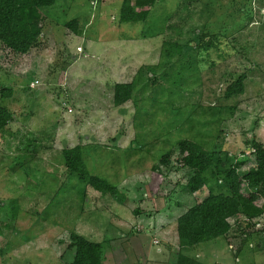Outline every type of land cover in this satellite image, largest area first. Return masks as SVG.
I'll use <instances>...</instances> for the list:
<instances>
[{
  "label": "rangeland",
  "instance_id": "rangeland-1",
  "mask_svg": "<svg viewBox=\"0 0 264 264\" xmlns=\"http://www.w3.org/2000/svg\"><path fill=\"white\" fill-rule=\"evenodd\" d=\"M120 5L53 0L27 53L0 45V106L12 115L0 130V264H70L72 234L100 244L102 264H172L176 253L264 264V213L192 247L178 249L175 233L186 209L227 193L224 169L243 160L244 175L264 147V0H156L128 23ZM73 20L79 36L64 26ZM236 80L241 93L229 94ZM116 83L132 86L118 106ZM182 140L214 159L192 194ZM75 146L119 200L65 168L61 152Z\"/></svg>",
  "mask_w": 264,
  "mask_h": 264
},
{
  "label": "trees",
  "instance_id": "trees-1",
  "mask_svg": "<svg viewBox=\"0 0 264 264\" xmlns=\"http://www.w3.org/2000/svg\"><path fill=\"white\" fill-rule=\"evenodd\" d=\"M156 0H121L118 14L120 23L144 21L149 8ZM53 0H0V45L15 54H25L38 43L41 35L42 18L39 9L49 7ZM137 10V11H136ZM64 26L75 36H79L75 21ZM233 93H241L239 80L232 84ZM112 103L115 106L125 103L131 93L130 83H116L112 87ZM8 91L1 92V98H7ZM12 115L0 106V130L11 121ZM178 153L182 155V166L190 170L186 182L188 193L198 192L203 185V174L213 163L210 152L199 144L179 141ZM254 157L253 166L240 176L236 170L244 164L236 160L222 174L227 183V193H208L200 202L192 205L175 220V233L178 249L192 247L209 240L225 237L234 225L253 226V220L264 213V203L257 201L264 195V147L251 148ZM79 147L62 150L65 168L74 174L78 181L86 182L100 194H108L118 199L117 189L104 179L88 176L80 160ZM230 221H233L230 223ZM70 246L74 256L70 264H102L101 245L70 235ZM172 264H204L193 258L176 253Z\"/></svg>",
  "mask_w": 264,
  "mask_h": 264
}]
</instances>
